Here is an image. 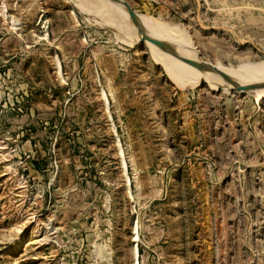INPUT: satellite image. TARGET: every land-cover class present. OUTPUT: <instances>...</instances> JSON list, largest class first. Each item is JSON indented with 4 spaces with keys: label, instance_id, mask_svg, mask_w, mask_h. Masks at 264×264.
<instances>
[{
    "label": "rangeland",
    "instance_id": "374dc122",
    "mask_svg": "<svg viewBox=\"0 0 264 264\" xmlns=\"http://www.w3.org/2000/svg\"><path fill=\"white\" fill-rule=\"evenodd\" d=\"M0 264H264V0H0Z\"/></svg>",
    "mask_w": 264,
    "mask_h": 264
},
{
    "label": "bare ground",
    "instance_id": "6f19581e",
    "mask_svg": "<svg viewBox=\"0 0 264 264\" xmlns=\"http://www.w3.org/2000/svg\"><path fill=\"white\" fill-rule=\"evenodd\" d=\"M123 5V7H125L124 6V4H122ZM122 7V8H123ZM126 10V11H125ZM124 13H125V15H124ZM124 13H123V15H124V17L126 16L127 17V23H128V25H130V26H132V27H136V28H138L139 26L141 27V25L143 24V20L142 19H140L136 14H132V13H130L129 12V9L128 8H124ZM145 24V23H144ZM147 24V23H146ZM144 25H142V28H140L141 30H143L144 32H145V34L146 35H148V34H156V33H162V34H167V35H165V36H170L171 37V39H172V36H173V40H175V41H173V40H170V37H168L169 39H161L160 38V36H159V38H157V37H154L153 35H152V37H147L148 38V40H150V41H152V43L153 42H155V44H156V48H157V42H160V44L161 43H163L165 46H166V44H173V42H174V44L175 45H180V44H182V46H185V45H183L184 43H182V42H180V40H182V39H180L179 40V37H178V35L179 34H175V33H173V32H170V33H164V32H158L159 30H156V31H153V28L151 29L148 25H146L147 27H143ZM143 28H145V29H143ZM131 30H132V28H130ZM137 30V29H136ZM135 30H133V32H134ZM138 32V31H137ZM138 35V34H137ZM177 35V37H178V44H176L177 43V38L175 37ZM150 36V35H149ZM180 36V35H179ZM182 36V35H181ZM181 36H180V38H181ZM174 37H175V39H174ZM164 38H167V37H164ZM137 42H139L140 41V36H139V38H138V36H137ZM184 39V38H183ZM158 40H160V41H158ZM186 44H189L188 43V41H185V40H183ZM150 44H151V42H149ZM164 45H163V47H164ZM151 46H152V44H151ZM161 46V45H160ZM182 46H180V47H178V48H180V51L179 52H181V49H182ZM153 47V46H152ZM162 47V46H161ZM162 47V49H159V50H164V48ZM168 47V46H167ZM166 47V48H167ZM171 47H172V45H171ZM187 47V46H186ZM165 48V49H166ZM169 48V53L170 52H172V54L173 53H175V51H173V50H170V47H168ZM167 48V49H168ZM175 48V47H174ZM185 49H188V48H185L184 47V50ZM157 50V49H156ZM183 50V51H184ZM189 50V49H188ZM186 51L187 52V54L186 55H188V53H190L189 51ZM167 51V50H166ZM182 51V52H183ZM163 53H165V52H163ZM184 53H185V51H184ZM183 53V54H184ZM176 54V53H175ZM194 54H196L195 52H194ZM173 56V55H172ZM166 57V56H165ZM170 57H171V53H170ZM187 57V56H186ZM189 57V56H188ZM190 58V57H189ZM191 59V64H190V66H187V68H189V69H187V71H188V73L189 74H191V73H193V75L191 74V76L193 77L194 75L196 76V75H199V77L201 78V77H205L206 79H209V80H211V81H215L216 80V77H214V76H216L214 73H213V71H210V69H208L205 65H201L198 61H197V63H195V59L193 58V57H191L190 58ZM188 64V63H187ZM189 65V64H188ZM186 67V66H185ZM189 70L191 71V72H189ZM256 70V69H255ZM254 70V71H255ZM260 70H262V69H260ZM215 72V71H214ZM260 72V71H259ZM254 75H256V74H254ZM188 76V75H187ZM190 76V75H189ZM244 77V76H243ZM191 78V77H190ZM243 79V78H242ZM238 80V79H237ZM236 80V81H237ZM241 80V79H240ZM247 80V79H246ZM256 80V79H255ZM243 82V81H242ZM217 83V82H216ZM218 83H219V81H218ZM217 83V84H218ZM222 83V81L219 83V84H221ZM230 83H232V82H230ZM230 83H228L227 81H226V83H225V81H224V84L222 83V85L221 86H219V84H218V87H216V88H222L223 89V87H226V88H232V86L231 85H226V84H230ZM249 83V82H248ZM255 83V82H254ZM214 84H215V82H214ZM214 84H210L209 83V87L211 88H213V86H216V84L214 85ZM234 84V83H233ZM233 87H234V85H233ZM235 88V87H234ZM233 89V88H232ZM250 89V88H249ZM258 90V89H257ZM261 90V89H260Z\"/></svg>",
    "mask_w": 264,
    "mask_h": 264
},
{
    "label": "water",
    "instance_id": "95a60500",
    "mask_svg": "<svg viewBox=\"0 0 264 264\" xmlns=\"http://www.w3.org/2000/svg\"><path fill=\"white\" fill-rule=\"evenodd\" d=\"M130 12V11H129ZM131 13V12H130ZM142 40H145L144 38H142Z\"/></svg>",
    "mask_w": 264,
    "mask_h": 264
}]
</instances>
